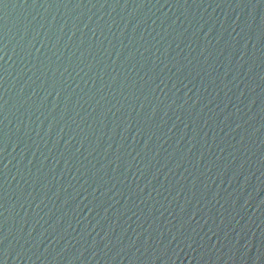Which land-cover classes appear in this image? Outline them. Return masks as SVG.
Segmentation results:
<instances>
[{
    "label": "water",
    "instance_id": "1",
    "mask_svg": "<svg viewBox=\"0 0 264 264\" xmlns=\"http://www.w3.org/2000/svg\"><path fill=\"white\" fill-rule=\"evenodd\" d=\"M0 264H264V0H0Z\"/></svg>",
    "mask_w": 264,
    "mask_h": 264
}]
</instances>
